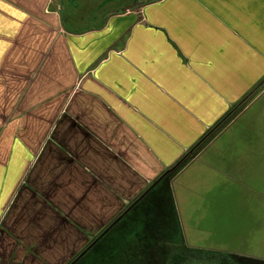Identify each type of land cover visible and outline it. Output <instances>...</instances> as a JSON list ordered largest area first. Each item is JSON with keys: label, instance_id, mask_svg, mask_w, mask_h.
Masks as SVG:
<instances>
[{"label": "crops", "instance_id": "crops-1", "mask_svg": "<svg viewBox=\"0 0 264 264\" xmlns=\"http://www.w3.org/2000/svg\"><path fill=\"white\" fill-rule=\"evenodd\" d=\"M55 2L0 0V264H68L186 153L171 185L211 148L210 171L264 164L243 138L264 0H143L84 30Z\"/></svg>", "mask_w": 264, "mask_h": 264}, {"label": "rangeland", "instance_id": "rangeland-1", "mask_svg": "<svg viewBox=\"0 0 264 264\" xmlns=\"http://www.w3.org/2000/svg\"><path fill=\"white\" fill-rule=\"evenodd\" d=\"M55 1L66 28L84 30L101 24L108 13L143 0ZM251 106L243 117L248 126L243 138L257 139V145L250 150L264 154V96ZM217 146L220 149L216 153H223L224 146ZM213 151L211 148L210 152ZM210 152L204 153L198 165L170 184L173 205L170 215L167 213L168 227L156 234L155 241L147 235L142 242L135 237L126 250L118 251L126 259H120L118 264H168L170 255L176 252L225 256L228 264H264L263 160L247 161L244 169L234 168L232 172L219 167L214 172L208 169ZM140 229L144 231V225ZM90 259L92 264L93 256ZM99 261L106 264L103 257ZM192 264H219V261L199 257Z\"/></svg>", "mask_w": 264, "mask_h": 264}, {"label": "trees", "instance_id": "trees-1", "mask_svg": "<svg viewBox=\"0 0 264 264\" xmlns=\"http://www.w3.org/2000/svg\"><path fill=\"white\" fill-rule=\"evenodd\" d=\"M205 139L204 137L199 142L198 150L207 143V139ZM191 158L192 156L186 153L183 159L174 163L168 170L157 177L140 196L131 201L120 215L96 235L68 264L72 262L73 264H89L92 256V264H99L100 257L104 258L106 264H118L120 259L126 260L125 255L120 256L118 251L121 252L129 244H132L130 242L135 237L142 242L147 235L148 237L151 236L152 240L155 241L156 234L169 225V220L168 222L166 221L168 218L167 213L170 215V208L173 205L170 181ZM140 225H144V231L140 229ZM199 257L209 262L217 259L219 264H228L229 262L225 256L214 257L190 252H176L170 255L168 264H192Z\"/></svg>", "mask_w": 264, "mask_h": 264}]
</instances>
